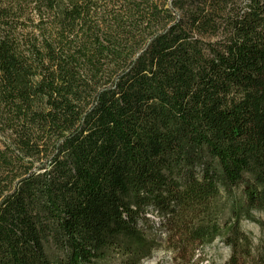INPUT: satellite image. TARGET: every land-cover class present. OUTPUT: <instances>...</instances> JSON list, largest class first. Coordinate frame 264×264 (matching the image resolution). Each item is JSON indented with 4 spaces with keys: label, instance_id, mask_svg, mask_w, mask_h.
<instances>
[{
    "label": "trees",
    "instance_id": "obj_1",
    "mask_svg": "<svg viewBox=\"0 0 264 264\" xmlns=\"http://www.w3.org/2000/svg\"><path fill=\"white\" fill-rule=\"evenodd\" d=\"M149 213L264 264V0H0V264H140Z\"/></svg>",
    "mask_w": 264,
    "mask_h": 264
},
{
    "label": "rangeland",
    "instance_id": "obj_2",
    "mask_svg": "<svg viewBox=\"0 0 264 264\" xmlns=\"http://www.w3.org/2000/svg\"><path fill=\"white\" fill-rule=\"evenodd\" d=\"M146 217H148L150 221L147 223L146 231L150 230L149 234L153 236V239L155 240V243L159 245V248L156 251H153L151 256L143 260L140 264H179L178 261L172 258L171 253L164 249L163 235L158 228L157 217L153 213H149ZM254 217L264 222L263 214L254 213ZM240 227L242 231L247 233L251 238L254 249L264 243V234L257 225L248 221H242ZM195 255L196 256L190 264H225L229 258L230 250L222 244L220 240H216L209 246L199 248ZM99 264H120V262L117 256H110L106 260L99 262Z\"/></svg>",
    "mask_w": 264,
    "mask_h": 264
}]
</instances>
